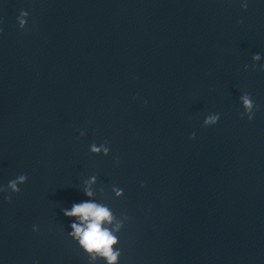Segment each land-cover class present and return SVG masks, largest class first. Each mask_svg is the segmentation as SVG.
Here are the masks:
<instances>
[{
    "label": "water",
    "instance_id": "1",
    "mask_svg": "<svg viewBox=\"0 0 264 264\" xmlns=\"http://www.w3.org/2000/svg\"><path fill=\"white\" fill-rule=\"evenodd\" d=\"M0 28V188L28 176L0 264H107L69 234L84 201L123 221L118 264H255L264 0H0Z\"/></svg>",
    "mask_w": 264,
    "mask_h": 264
},
{
    "label": "clouds",
    "instance_id": "2",
    "mask_svg": "<svg viewBox=\"0 0 264 264\" xmlns=\"http://www.w3.org/2000/svg\"><path fill=\"white\" fill-rule=\"evenodd\" d=\"M244 8H247L248 5L245 2L243 4ZM29 15L27 11H22L20 14L19 19V25L21 28H23L27 21L26 17ZM3 29L0 28V32H2ZM261 55L259 53H256L253 55V60L260 61ZM248 65H245V68H248ZM253 69H255L257 66L252 65ZM260 71H264V65L259 66ZM240 100L243 103V107L245 109V113H241V115H247L249 120H252L255 115V109L256 104L251 98L250 93H244ZM147 102V101H145ZM220 119V114H209L205 120L204 125L210 126L218 123ZM81 136L85 135V132H80ZM191 139L196 138V133L193 132L191 134ZM108 141H105L104 144H100L97 146L96 143H92L91 145V152L100 154L101 152L104 155H108L110 152L109 147L106 145L108 144ZM118 162V158H117ZM28 180V176L26 174L19 175L16 179L10 180L6 188H0V191L7 192L8 189H11L12 192L19 193L21 191L19 185L26 183ZM97 181V176L93 175L90 179V181H87L86 183H95ZM143 184V182H142ZM85 194L89 197L93 196L94 193L91 190L90 187H87L84 189ZM117 195L121 196L123 195V189H119L117 191ZM6 199L11 202L12 196L11 193L8 194ZM64 215L68 217H77L80 221V223H72L71 227L73 229L72 232H70V236L75 237L79 241V245L82 246V248L89 254H98L99 256L104 257L107 260V264H118L119 257L121 255V251L117 248H114L115 245L119 243V237L113 233V230L104 227L105 222L108 224H112L113 221H116L115 223V232H120L123 227V221L117 220L114 216L113 212L110 211V209L107 206L92 202V201H84L82 203H74L71 207V209H64ZM36 226H34L35 228ZM38 230V228H36ZM97 259L96 255H91L90 260L95 261Z\"/></svg>",
    "mask_w": 264,
    "mask_h": 264
}]
</instances>
